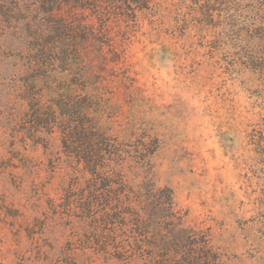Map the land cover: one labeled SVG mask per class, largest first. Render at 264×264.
Returning <instances> with one entry per match:
<instances>
[{
  "label": "rangeland",
  "instance_id": "374dc122",
  "mask_svg": "<svg viewBox=\"0 0 264 264\" xmlns=\"http://www.w3.org/2000/svg\"><path fill=\"white\" fill-rule=\"evenodd\" d=\"M108 32L122 55L83 73V91L100 98L109 134L158 138L147 179L126 170L132 185L172 189L185 226L207 232L224 264H264V0H152ZM3 41L0 264H59L73 231L49 200L59 202L74 164L57 135L45 151L21 132L27 69Z\"/></svg>",
  "mask_w": 264,
  "mask_h": 264
},
{
  "label": "trees",
  "instance_id": "16d2710c",
  "mask_svg": "<svg viewBox=\"0 0 264 264\" xmlns=\"http://www.w3.org/2000/svg\"><path fill=\"white\" fill-rule=\"evenodd\" d=\"M151 3L0 0V51L10 35L27 69L18 87L28 106L21 132L45 151L57 135L60 152L74 164L59 202L49 200L53 215L73 231L59 264H93L89 253L125 264H224L207 232L185 226L172 189L157 188L151 180L132 185L126 170L146 180L158 138L122 141L109 134L100 98L83 91L89 80L83 73L122 55L109 36L110 24L135 22ZM59 70L74 74L59 81Z\"/></svg>",
  "mask_w": 264,
  "mask_h": 264
}]
</instances>
